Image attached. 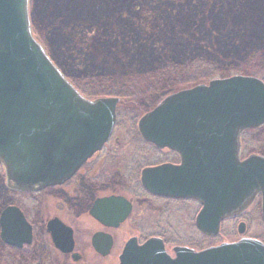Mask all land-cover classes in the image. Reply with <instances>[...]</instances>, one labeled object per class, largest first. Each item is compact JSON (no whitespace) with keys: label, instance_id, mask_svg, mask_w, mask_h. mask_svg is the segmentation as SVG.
Returning a JSON list of instances; mask_svg holds the SVG:
<instances>
[{"label":"water","instance_id":"95a60500","mask_svg":"<svg viewBox=\"0 0 264 264\" xmlns=\"http://www.w3.org/2000/svg\"><path fill=\"white\" fill-rule=\"evenodd\" d=\"M28 0H0V164L7 186L38 192L63 183L110 138L117 98L84 99L63 76L31 32ZM264 126V83L250 76L214 79L166 96L138 122L141 137L176 151L179 167L143 172L151 193L201 205L197 228L219 234L223 221L261 195L264 222V158L240 161V135ZM0 237L20 246L28 239L15 207L0 217ZM238 234L244 233L239 224ZM119 264H264V244L242 238L194 252L129 241Z\"/></svg>","mask_w":264,"mask_h":264},{"label":"flooded vegetation","instance_id":"af4514ba","mask_svg":"<svg viewBox=\"0 0 264 264\" xmlns=\"http://www.w3.org/2000/svg\"><path fill=\"white\" fill-rule=\"evenodd\" d=\"M173 93L175 92L155 100L138 119L132 115L124 118V127L130 126V131L126 134L131 136L124 138L132 144L136 143V146L127 147L117 137V108L121 102L118 99L116 122L110 138L69 179L38 192H17L10 190L6 184L3 185L5 191L24 198L22 205L13 202L0 207V217L6 207L17 208L24 217L29 235L28 239L22 235L24 241L20 246L8 245L0 237V244L7 251L6 264H110L111 261L119 264V258L129 241H134L137 246L144 245L149 240L159 241L170 257H174L175 248H187L196 253L215 247L202 249L200 242L194 241V246H168L172 244L175 235L190 232L191 222L195 232L204 238H215L219 234L210 237L197 228L194 221L201 210L197 201L158 196L143 185V172L162 166L181 165L180 155L176 151L158 148L145 141L137 128L144 115ZM129 101L144 106H149L150 102L148 99ZM262 128L264 126L241 133L240 161L250 156L264 158L261 153L256 152L243 157L241 138L245 132ZM191 204L195 206L193 210ZM252 215L258 216L264 225L260 194L254 197L243 212L227 221L244 220L241 223L244 224L245 232V221L250 223ZM168 250L172 255L168 254Z\"/></svg>","mask_w":264,"mask_h":264},{"label":"rangeland","instance_id":"374dc122","mask_svg":"<svg viewBox=\"0 0 264 264\" xmlns=\"http://www.w3.org/2000/svg\"><path fill=\"white\" fill-rule=\"evenodd\" d=\"M188 2L189 0H29L28 12L33 36L61 73L73 75L72 71H80L85 64L88 68L94 64L95 67L105 68L108 73L114 75V87L118 89L122 85L128 86L127 81L132 80L133 77L141 81L139 73L143 72V68L137 67L136 62H133L135 50H130L128 53L124 51V48L127 50L131 46L129 39L133 36L128 22L132 21L137 25L143 22L142 18L153 19L154 14L156 17L160 14L174 15L179 10L180 4L186 8ZM191 2L199 9L204 5L207 6L210 9L208 14H211L214 5L217 6V9H221L218 15V26L221 24L228 26L229 29L226 33L229 32L234 36V43L237 42L239 46H243L244 43L250 46L253 42L257 43L253 47L254 50L248 49L243 55H241L242 52L239 53L233 49H230L228 51L230 54L226 55V53L220 54L219 52L218 34L214 39L207 36V31L203 34L194 33L191 36L181 33L179 36L183 39L181 44L185 46L186 63L191 61L196 64L195 67L199 70L196 74L208 73L212 68L211 64L224 63L226 65L237 62L242 73L236 75L254 76L264 80V0H191ZM174 3L176 4L174 5ZM158 9L161 12H155ZM233 18L235 19L234 26L231 23ZM153 20L156 21L155 18ZM214 26L215 24L207 22L206 28L211 32ZM255 35L259 39L255 40L257 38ZM209 39H211L210 47L207 43ZM234 43L230 39V47L236 46ZM206 64L209 65L206 67ZM190 77L191 75L181 76L178 81L173 82V86H166L165 90L176 92L181 88L182 83L187 82ZM167 84L169 83L165 81L156 83L153 87L155 90H150L147 93L151 102H149V106L137 105L129 99L121 98L117 108L119 119L116 133L125 146H136L137 144L134 142L132 144L124 138L127 135L131 137L126 134L130 131V126L124 127V118L132 115L138 119L147 112L155 100L164 97L162 96L164 93L162 86ZM246 142L249 149L244 148L243 157L253 152H260L264 156V133L259 137L252 136L250 138L248 136ZM0 177L2 180V183L0 181V207L13 202L21 204L24 196L5 191L3 186L5 178L1 167ZM193 207L195 208L191 204L192 210ZM248 212L250 214V211ZM251 218L250 223L245 221L246 230L242 235L238 234L237 227L244 220L235 219L225 221L219 235L211 239L197 234L191 222L190 232L175 235L171 241L172 244L168 246H194L192 242L194 241L200 242L202 249H206L209 246L236 242L242 237L264 241V225L258 216L252 215ZM6 252L0 244V264H6ZM168 254L172 255L170 250H168ZM110 264H115V262L111 261Z\"/></svg>","mask_w":264,"mask_h":264},{"label":"trees","instance_id":"16d2710c","mask_svg":"<svg viewBox=\"0 0 264 264\" xmlns=\"http://www.w3.org/2000/svg\"><path fill=\"white\" fill-rule=\"evenodd\" d=\"M175 4L176 3H174V5ZM207 8L208 7L204 5L199 9L189 0L188 7L186 6V8H184L182 4H180V6H178L179 10L176 14L174 13V15L160 14L156 17L154 13L161 12V10L158 9L152 12L156 21L153 20L154 18L148 19L146 17L142 18L143 22L137 25L132 21L128 22L129 29L133 33V36L129 39L131 40V46H129L127 50L124 48V51L128 53L130 50H135L133 53V62H136L137 67L143 68V72L139 73L141 81L133 77L132 80L127 81L128 86L122 85L118 87V89H115V82H113L115 80L114 75L108 73L105 68L95 67L94 64H91L90 68L85 64L80 71H72L71 74L73 75L64 74L67 79L74 84L73 86L87 99L114 96L120 99H130L137 102L140 99H148L149 96L147 93L150 90H155L153 87L156 83L158 84L162 81L169 83L162 86V88H164L162 89L164 90L162 96H164L172 93V90L170 92L168 90L166 91L165 87L168 85L173 86V82L178 81L181 76L186 77L187 75H191L188 81L186 80L187 82L182 83L183 85L180 86L181 88L179 90L190 88L206 81L209 82L212 79H222L232 76L231 74L236 75L242 73L237 62L226 65H224V63L218 65L211 64L210 66L212 68H210L208 73L203 75L196 74L199 71L198 68L195 67L196 64H193L191 61L190 63H186L187 55L184 53L185 46L181 44L183 39L179 36L181 33L191 36L194 33L203 34L207 31V36L214 39L216 37L215 35L218 34L220 43L219 52L220 54L226 53V55L230 54L228 53L230 49L238 51L239 53L242 52L241 55H243L248 49L250 51L254 50L253 47L257 45L256 42H253L254 44L252 43L251 46L245 43L243 46H239L237 42H235V44L234 36L229 34V32L226 33L227 29H229L227 28L228 26H222V24L218 26V15L221 9H217V6L214 5L213 11H211V14H208L210 9ZM207 22L212 23V25L215 24L213 31L210 32V30L206 28ZM231 23L232 25L235 23L234 18ZM228 25L230 24L228 23ZM220 30L222 31L220 32ZM255 37H257L255 40L259 39L258 36L255 35ZM230 39H232L236 46L231 44L232 46L230 47ZM207 43L210 47L211 39H209ZM208 65L209 64H206V67ZM262 81L264 82V80ZM263 133L264 128L253 132H245L241 137L242 148L246 150L249 149L246 142L248 136H250V138L252 136L259 137L262 136Z\"/></svg>","mask_w":264,"mask_h":264}]
</instances>
